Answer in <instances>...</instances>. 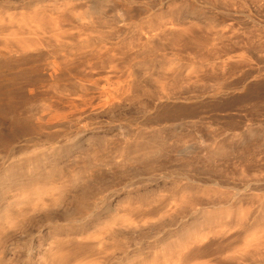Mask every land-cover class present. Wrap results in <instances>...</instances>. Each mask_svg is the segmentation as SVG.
Returning <instances> with one entry per match:
<instances>
[{
    "label": "rangeland",
    "instance_id": "rangeland-1",
    "mask_svg": "<svg viewBox=\"0 0 264 264\" xmlns=\"http://www.w3.org/2000/svg\"><path fill=\"white\" fill-rule=\"evenodd\" d=\"M20 192L0 264H264V0H0Z\"/></svg>",
    "mask_w": 264,
    "mask_h": 264
},
{
    "label": "bare ground",
    "instance_id": "bare-ground-1",
    "mask_svg": "<svg viewBox=\"0 0 264 264\" xmlns=\"http://www.w3.org/2000/svg\"><path fill=\"white\" fill-rule=\"evenodd\" d=\"M22 49H24V46H20L19 50H12L16 54L22 52ZM1 57L4 59L7 57V55H1ZM53 68L57 67V64L54 63ZM138 92V91H137ZM136 93V90L134 88V85L127 84L122 89H114L106 92L101 99L102 108H107L109 110H115L116 108H119L124 105L125 100L127 98L133 97L132 95ZM169 99V98H166ZM167 101V100H166ZM163 101H159V103H162ZM55 118H49L48 120H45L43 117H41V120H38L36 123L37 126L42 127L43 125L53 124ZM36 194V202L34 203L33 208H43V207H49L51 205H56L58 203L57 199L51 200L52 203L48 200L47 197L44 196V192L41 189H37ZM31 193H18L13 197V201H8L4 205H0V228L4 227H10L15 223L14 219L11 216V204H22L26 200L32 198Z\"/></svg>",
    "mask_w": 264,
    "mask_h": 264
}]
</instances>
